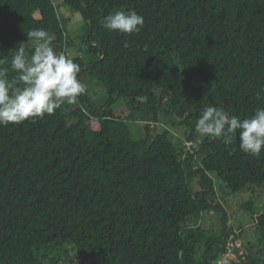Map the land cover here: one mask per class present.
Wrapping results in <instances>:
<instances>
[{"label":"trees","instance_id":"16d2710c","mask_svg":"<svg viewBox=\"0 0 264 264\" xmlns=\"http://www.w3.org/2000/svg\"><path fill=\"white\" fill-rule=\"evenodd\" d=\"M61 4L86 29L78 79L107 100L94 108L85 93L0 126V264H216L242 233L211 198V176L232 193L262 187L264 151L243 153L238 135L200 140L196 122L207 106L240 118L264 107V0H0L9 79L30 30L67 54ZM117 10L143 16L141 31L106 30ZM242 208L257 241L241 264H264V203ZM214 211L217 233L205 224Z\"/></svg>","mask_w":264,"mask_h":264},{"label":"clouds","instance_id":"9594fccd","mask_svg":"<svg viewBox=\"0 0 264 264\" xmlns=\"http://www.w3.org/2000/svg\"><path fill=\"white\" fill-rule=\"evenodd\" d=\"M102 26L111 32L133 35L143 28L144 18L134 10H117L103 18ZM27 37L31 52L20 46L11 59L10 68L16 75L9 79V70L0 67V126L43 119L62 105L76 103L86 93V85L78 79L80 65L65 52H56L52 37L44 29L30 30ZM261 93L264 88L256 93L258 98ZM196 131L201 137L227 139L238 135L240 150L259 158L264 151V107L240 118L207 106L196 122Z\"/></svg>","mask_w":264,"mask_h":264},{"label":"rangeland","instance_id":"374dc122","mask_svg":"<svg viewBox=\"0 0 264 264\" xmlns=\"http://www.w3.org/2000/svg\"><path fill=\"white\" fill-rule=\"evenodd\" d=\"M59 1V0H58ZM58 1L54 2L57 4ZM57 15L61 21L63 30L65 32V36L67 38L66 43V52L70 57L79 56L82 57L85 53L84 45L81 43V38L86 33V29L84 28V23L81 17L65 6L58 5L56 8ZM53 39V37H52ZM82 83L86 85V93L90 98V104L94 108H99L102 104H104L107 100V93L104 90H100L96 85L91 83L90 81L83 80ZM122 104L118 102L114 107V111L119 116H124L126 113L125 108L119 110V105ZM132 129L138 128L141 123H133ZM197 138L202 140L205 137H201L198 132H196ZM136 137L139 136V133L135 132ZM194 144V143H193ZM195 145V144H194ZM199 160V159H198ZM214 186H213V194L211 198L215 200V203L219 204L223 211L229 217V224L232 226L235 234L242 233V237L240 238L239 243L242 246V250L245 253L246 243H250L252 245H256V234L253 228V222L246 212H244L242 206L245 203L252 202L253 211L255 213H260L262 210V205L264 203V186L262 187H249L246 190L232 193L226 185L220 181L215 175L211 176ZM194 185V182L192 183ZM196 186V185H195ZM221 214V213H220ZM211 219H206V226L209 228H213V231L218 232V217L214 212L211 213ZM233 237L231 236L230 239ZM242 251H238V254ZM232 260L237 259V255L234 253L229 254Z\"/></svg>","mask_w":264,"mask_h":264},{"label":"built area","instance_id":"2783aa9c","mask_svg":"<svg viewBox=\"0 0 264 264\" xmlns=\"http://www.w3.org/2000/svg\"><path fill=\"white\" fill-rule=\"evenodd\" d=\"M187 148H192L193 146L191 145V143H187L186 144ZM233 240V238L231 239ZM237 242L239 243V241L235 240L234 242L231 241L229 243V246L227 247V251L226 253H224L221 257V259L216 263V264H241V261L244 262L245 258V253L242 250V246L240 244H237ZM236 250H240L242 252H240L238 254V251L236 252ZM234 253L235 255H237V259L234 261L230 258L229 254ZM241 257V259H240Z\"/></svg>","mask_w":264,"mask_h":264},{"label":"crops","instance_id":"0c3cea01","mask_svg":"<svg viewBox=\"0 0 264 264\" xmlns=\"http://www.w3.org/2000/svg\"><path fill=\"white\" fill-rule=\"evenodd\" d=\"M68 55V54H67Z\"/></svg>","mask_w":264,"mask_h":264}]
</instances>
